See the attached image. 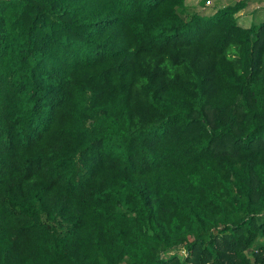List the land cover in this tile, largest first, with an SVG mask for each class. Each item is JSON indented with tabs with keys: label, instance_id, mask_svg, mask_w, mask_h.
<instances>
[{
	"label": "trees",
	"instance_id": "trees-1",
	"mask_svg": "<svg viewBox=\"0 0 264 264\" xmlns=\"http://www.w3.org/2000/svg\"><path fill=\"white\" fill-rule=\"evenodd\" d=\"M248 4L0 0V264H264Z\"/></svg>",
	"mask_w": 264,
	"mask_h": 264
},
{
	"label": "rangeland",
	"instance_id": "rangeland-1",
	"mask_svg": "<svg viewBox=\"0 0 264 264\" xmlns=\"http://www.w3.org/2000/svg\"><path fill=\"white\" fill-rule=\"evenodd\" d=\"M208 0H187L189 11H199L205 14L212 13L216 9L227 5H232L238 0H211V4H207ZM240 22L246 26H250L252 22L264 19V0H249L246 8L238 13Z\"/></svg>",
	"mask_w": 264,
	"mask_h": 264
},
{
	"label": "built area",
	"instance_id": "built-area-1",
	"mask_svg": "<svg viewBox=\"0 0 264 264\" xmlns=\"http://www.w3.org/2000/svg\"><path fill=\"white\" fill-rule=\"evenodd\" d=\"M207 4H208V5L211 4V0H208V1H207Z\"/></svg>",
	"mask_w": 264,
	"mask_h": 264
}]
</instances>
